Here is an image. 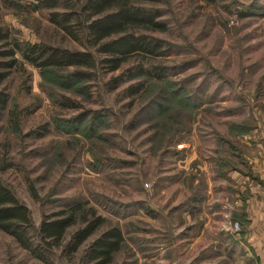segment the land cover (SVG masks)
<instances>
[{
  "label": "rangeland",
  "instance_id": "1",
  "mask_svg": "<svg viewBox=\"0 0 264 264\" xmlns=\"http://www.w3.org/2000/svg\"><path fill=\"white\" fill-rule=\"evenodd\" d=\"M84 1L68 0L82 19ZM37 2L0 0V34L7 35L0 50L44 43L100 60L81 27L76 38L63 32ZM144 5L160 11L165 30L136 33L159 38L163 56L131 54L113 72L98 63L85 69L89 80L65 83L64 73L42 76L16 54L17 66L0 84L4 182L28 207L36 243L45 218L77 203L106 219L76 252L63 248L81 223L71 226L62 245L47 251L50 264H91L86 249L114 226L124 242L110 264H257L236 245L242 227L220 236L210 222L204 234L210 244L199 253L204 222L199 208L189 222L185 206L204 198L206 172L217 181L234 174L242 140L264 125V0ZM155 67L160 77L145 73ZM83 113L85 129L78 132L74 120ZM230 206L223 209L228 220L242 225ZM189 234L193 239L183 242ZM0 264L46 263L0 230Z\"/></svg>",
  "mask_w": 264,
  "mask_h": 264
},
{
  "label": "trees",
  "instance_id": "2",
  "mask_svg": "<svg viewBox=\"0 0 264 264\" xmlns=\"http://www.w3.org/2000/svg\"><path fill=\"white\" fill-rule=\"evenodd\" d=\"M35 8L50 10V21L63 32L74 34L75 26L84 30L88 42L97 46L103 55L100 60L88 51H77L60 48L44 43L24 46L14 44L9 50H0V84L9 76L10 70L16 67L20 53L22 58L38 68L45 76L50 73L62 72L59 75L65 83H80L91 76L86 70L96 68L99 63L108 71H116L131 54H148L152 57L164 55L162 41L147 34H137V30L163 31L164 25L157 20L160 11L147 8L148 0H85L81 11L87 12L84 19L80 12L70 6L68 0H37ZM158 1V0H149ZM62 3L63 8L60 7ZM61 9L63 11H61ZM7 35L0 34L3 40ZM6 58H9L6 60ZM4 59V60H2ZM143 73L141 67H139ZM86 69V70H85ZM158 68H151L145 73L155 71L160 77ZM140 89L136 87L133 91ZM161 105V104H160ZM6 107V96L0 92V109ZM85 113L79 114L76 130L84 132ZM99 118V117H98ZM73 122H71L72 124ZM94 129V127H92ZM81 226L74 231L66 245L69 252H76L101 227L106 219L98 215L92 207L77 203L74 206L56 212L52 217L45 218L40 225V241L34 242L29 232L31 217L28 207L21 203L14 192L5 184L0 172V230L11 235L14 240L35 258L50 264L47 251L61 246L68 229L77 224ZM124 236L117 226L103 231L86 249V257L91 264H110L114 255L123 245Z\"/></svg>",
  "mask_w": 264,
  "mask_h": 264
},
{
  "label": "crops",
  "instance_id": "3",
  "mask_svg": "<svg viewBox=\"0 0 264 264\" xmlns=\"http://www.w3.org/2000/svg\"><path fill=\"white\" fill-rule=\"evenodd\" d=\"M241 145L243 154L234 156L237 160L234 174L231 172L230 178L217 181L215 174L206 172V194L201 200L200 197L189 200L185 206V215L191 222L195 219L191 213L200 209L199 217L204 222L196 246L200 253L210 244L207 236H204L206 231H210V222H213L214 234L225 236L232 232L233 219L229 221L228 213L223 211L224 205L230 203L232 215L236 213L243 218L242 230L236 236L237 247L245 251L247 259H255L257 264H264V125L258 132L252 130ZM192 237L184 238L183 242L192 240ZM241 263L244 264V261Z\"/></svg>",
  "mask_w": 264,
  "mask_h": 264
},
{
  "label": "built area",
  "instance_id": "4",
  "mask_svg": "<svg viewBox=\"0 0 264 264\" xmlns=\"http://www.w3.org/2000/svg\"><path fill=\"white\" fill-rule=\"evenodd\" d=\"M232 229L235 230V231H240L241 230V224L239 222H233L232 223Z\"/></svg>",
  "mask_w": 264,
  "mask_h": 264
}]
</instances>
